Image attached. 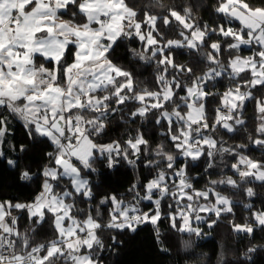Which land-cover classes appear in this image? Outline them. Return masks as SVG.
<instances>
[{"label":"snow or ice","instance_id":"1","mask_svg":"<svg viewBox=\"0 0 264 264\" xmlns=\"http://www.w3.org/2000/svg\"><path fill=\"white\" fill-rule=\"evenodd\" d=\"M194 7L190 0H0V160L21 182L33 179L29 166L21 168V156L10 159L3 150L9 116L33 144L51 148L35 198L0 200V264H103L105 231L134 233L150 224L158 236L165 201H171L170 226L180 233L204 235L193 227L204 220L201 213L215 216L209 228L228 218L234 233L264 231V209L232 198L255 197L257 182L264 187V0H215L220 20L214 26L197 19ZM126 40L142 45L128 55L155 65V90L140 87L133 72L112 59ZM242 47L251 55L236 54ZM177 50L203 65L199 74L177 62ZM222 78L231 86L217 92ZM250 102L255 126L248 132ZM112 120L140 126L129 128L126 138L101 142ZM145 125L160 129L162 140L154 142ZM239 132L247 133L248 143L228 145L224 137ZM250 147L261 150L259 159L246 153ZM12 150L28 152L23 143ZM225 156L232 162L223 167L232 175L195 188L189 164L202 161L196 170L211 176ZM121 162L147 175L123 195L98 197L97 163L113 170ZM238 203L249 212L239 223L231 218ZM45 225L52 238L35 243ZM257 250L248 247L244 260Z\"/></svg>","mask_w":264,"mask_h":264},{"label":"trees","instance_id":"2","mask_svg":"<svg viewBox=\"0 0 264 264\" xmlns=\"http://www.w3.org/2000/svg\"><path fill=\"white\" fill-rule=\"evenodd\" d=\"M156 2L170 5L173 3H183L184 0H139L141 5H148ZM190 2L195 5L193 14L197 19L209 23L211 26L219 22L220 17L214 12L215 0H190ZM251 2L258 4L259 0H251ZM152 11L160 12L162 10L153 8ZM232 23L234 25L237 24L235 21ZM162 30L168 31L163 28ZM171 36H174V34L170 33V37ZM132 47H136L139 50L142 48V45H140L139 42H130L126 40L120 47L115 49L112 54V59L114 62L133 72L140 87L155 90V85L153 83L155 65L147 64L128 55L127 50ZM247 51H250V49L242 47L239 53L236 54H245ZM227 55L228 53L225 52L224 57H227ZM224 57H222V59ZM176 60L179 63L193 65L197 74H199L200 69L203 68V65L195 66L193 64L195 57L190 56L187 50H177ZM229 86H231V81L227 78H222L216 82V88L214 90L223 92ZM257 94H259V92ZM216 106L217 104L215 103L209 104L210 108H215ZM252 116L253 107L250 102L245 112V119L248 121V132H251L255 126V122L251 119ZM9 124L10 133L6 138V144L3 145V150L10 159L21 156V168L25 165L29 166L32 170L33 179L31 181L21 182L17 178V170L10 168L5 161L0 160V200L6 199L12 200L13 202H30L40 191V185L43 179L40 176V172L47 163L44 154L50 151L51 148L48 146L47 142H37L33 144V142L27 138L22 123L18 119L9 116ZM139 126V122H137V124L126 125L118 120H112L108 125L107 135L102 138L101 142L126 138V133L129 128L135 129ZM145 127L147 128V135L151 137L154 142H160L162 140L159 134L161 131L160 129H153L150 125H145ZM246 135V132H239L236 134H229L225 136L224 139L228 142V145L248 143ZM232 136L236 138H230ZM21 143L28 148L26 154L12 150V146L18 147ZM245 151L257 159L261 157V150L259 149L250 147ZM231 162V157L228 156L224 157L223 162L218 159V167L212 170L216 174L211 176H201L200 172L196 170L197 165L203 168L202 161L190 163L188 166L190 180L195 188L203 189L206 187L209 179H220L222 175H232L229 168L223 167L224 164H230ZM96 167L98 169V174H93L92 179L97 185L94 191L98 197L110 193L123 195L125 194V190L130 187L132 183L136 182L137 178L142 180L144 176L147 175V171L142 167L133 169L124 162H121L118 169L113 170H109L106 166L99 163H97ZM104 173L108 175H102ZM253 186L257 193L255 197L249 199L237 195L232 198L237 201L244 199L246 202L252 203L254 205L253 211L264 209V187H261L258 182ZM220 187L223 188L224 186L221 185ZM167 203H171V201L164 202V215L158 225V236L154 234L155 229L150 224L139 226L134 233L125 230L118 234L114 231L106 230L102 237L107 246L101 253L103 264H264V231L261 229L257 228L254 236L251 237L240 233H234L229 227L228 218L220 219L216 225L209 228L207 221L209 219H216L215 216L201 213L206 216V220L199 223V225L202 224L200 230L204 235L196 237L192 234L180 233L170 226V222L167 218ZM201 203L204 202L201 201ZM146 204L147 202H145V205ZM143 206L144 205H142V207ZM81 207H84V205H81ZM248 216V210L238 203L234 208V215L231 218L239 223L242 218L246 220ZM180 223V221H177L178 226ZM110 236H116L117 242L114 243L110 239ZM51 238V229L48 225H45L39 235L35 237L34 242L42 243ZM185 241L188 242L187 247L185 246ZM250 246H256L258 250L251 254V261H245L243 254ZM164 248H167L166 252L162 250Z\"/></svg>","mask_w":264,"mask_h":264},{"label":"rangeland","instance_id":"3","mask_svg":"<svg viewBox=\"0 0 264 264\" xmlns=\"http://www.w3.org/2000/svg\"><path fill=\"white\" fill-rule=\"evenodd\" d=\"M240 55H242V56H248V55H251V50L245 52V54L241 53ZM204 203H205V202H204ZM201 215H202V214H201ZM202 216H204V215H202ZM205 220H206V216H204V220H202V221H193V227H197V228L201 229V225H202V224L199 225V223H202V222L205 221Z\"/></svg>","mask_w":264,"mask_h":264},{"label":"crops","instance_id":"4","mask_svg":"<svg viewBox=\"0 0 264 264\" xmlns=\"http://www.w3.org/2000/svg\"><path fill=\"white\" fill-rule=\"evenodd\" d=\"M65 18V17H64ZM65 19H67V18H65ZM17 215H19L18 213H16Z\"/></svg>","mask_w":264,"mask_h":264}]
</instances>
